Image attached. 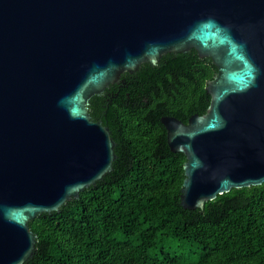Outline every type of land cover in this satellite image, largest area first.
I'll return each mask as SVG.
<instances>
[{
  "label": "water",
  "instance_id": "water-1",
  "mask_svg": "<svg viewBox=\"0 0 264 264\" xmlns=\"http://www.w3.org/2000/svg\"><path fill=\"white\" fill-rule=\"evenodd\" d=\"M217 73L209 105L160 123L182 153L180 206L264 184V0H0V264H24L28 222L112 171L115 142L89 100L166 53Z\"/></svg>",
  "mask_w": 264,
  "mask_h": 264
},
{
  "label": "trees",
  "instance_id": "trees-1",
  "mask_svg": "<svg viewBox=\"0 0 264 264\" xmlns=\"http://www.w3.org/2000/svg\"><path fill=\"white\" fill-rule=\"evenodd\" d=\"M217 69L191 49L123 73L89 100L93 121L115 142L112 171L59 212L28 222L35 251L24 264H264V184L180 206L182 153L170 151L163 116L183 123L209 105ZM192 245L197 257L169 253Z\"/></svg>",
  "mask_w": 264,
  "mask_h": 264
},
{
  "label": "rangeland",
  "instance_id": "rangeland-1",
  "mask_svg": "<svg viewBox=\"0 0 264 264\" xmlns=\"http://www.w3.org/2000/svg\"><path fill=\"white\" fill-rule=\"evenodd\" d=\"M174 245L175 244H170V246H168L166 250L169 253L176 254V255H183V256L188 255L191 259H194L197 257V251L192 245H186L180 249H176Z\"/></svg>",
  "mask_w": 264,
  "mask_h": 264
},
{
  "label": "flooded vegetation",
  "instance_id": "flooded-vegetation-1",
  "mask_svg": "<svg viewBox=\"0 0 264 264\" xmlns=\"http://www.w3.org/2000/svg\"><path fill=\"white\" fill-rule=\"evenodd\" d=\"M119 82H120V80H119ZM119 82H118V83H119ZM118 83H116V84H118ZM98 121H99V120H98ZM185 124H186V123H185Z\"/></svg>",
  "mask_w": 264,
  "mask_h": 264
}]
</instances>
